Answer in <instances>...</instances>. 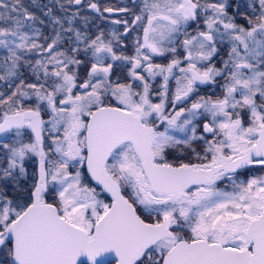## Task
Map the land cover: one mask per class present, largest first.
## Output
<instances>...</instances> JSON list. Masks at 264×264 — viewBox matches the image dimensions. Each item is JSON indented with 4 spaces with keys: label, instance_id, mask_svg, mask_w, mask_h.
Returning a JSON list of instances; mask_svg holds the SVG:
<instances>
[{
    "label": "snow or ice",
    "instance_id": "1",
    "mask_svg": "<svg viewBox=\"0 0 264 264\" xmlns=\"http://www.w3.org/2000/svg\"><path fill=\"white\" fill-rule=\"evenodd\" d=\"M0 136V264H264V0H0Z\"/></svg>",
    "mask_w": 264,
    "mask_h": 264
},
{
    "label": "flooded vegetation",
    "instance_id": "2",
    "mask_svg": "<svg viewBox=\"0 0 264 264\" xmlns=\"http://www.w3.org/2000/svg\"><path fill=\"white\" fill-rule=\"evenodd\" d=\"M112 2H117V0H112ZM125 3H128L129 5L131 4V1H124ZM231 11V10H230ZM106 22H101L100 26L103 27ZM91 30H95V28H92ZM135 35V34H133ZM182 52V50H180ZM155 62L157 63H166L167 60L165 58H155ZM160 83V78L158 77L157 80L155 81V84L158 86ZM174 83V82H173ZM215 91H219V89H215ZM199 94H212V86L211 85H201L199 88ZM84 264V263H82ZM103 264V263H102Z\"/></svg>",
    "mask_w": 264,
    "mask_h": 264
},
{
    "label": "rangeland",
    "instance_id": "3",
    "mask_svg": "<svg viewBox=\"0 0 264 264\" xmlns=\"http://www.w3.org/2000/svg\"><path fill=\"white\" fill-rule=\"evenodd\" d=\"M124 1H127L128 2V1H131V0H124ZM43 2L46 3L47 0H43ZM241 2H243V0H241ZM91 31L95 32V30H91ZM6 139H7V137L0 136V140H6ZM26 164H27V167L29 169V172H31L34 169V167H35V165L31 161H26ZM225 183H227V182H225ZM223 186L224 185L221 184V187H223ZM80 264H82V262ZM103 264H106V262H104Z\"/></svg>",
    "mask_w": 264,
    "mask_h": 264
},
{
    "label": "water",
    "instance_id": "4",
    "mask_svg": "<svg viewBox=\"0 0 264 264\" xmlns=\"http://www.w3.org/2000/svg\"><path fill=\"white\" fill-rule=\"evenodd\" d=\"M108 259H111V257H107V258H105V260H108ZM105 260H102L101 262H103V261H105ZM101 262H100V263H101Z\"/></svg>",
    "mask_w": 264,
    "mask_h": 264
}]
</instances>
